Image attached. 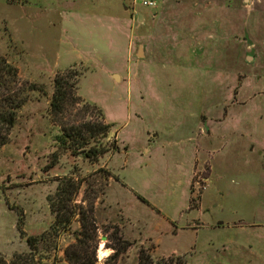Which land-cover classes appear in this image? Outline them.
Listing matches in <instances>:
<instances>
[{
    "label": "rangeland",
    "instance_id": "1",
    "mask_svg": "<svg viewBox=\"0 0 264 264\" xmlns=\"http://www.w3.org/2000/svg\"><path fill=\"white\" fill-rule=\"evenodd\" d=\"M153 1L0 0V58L24 99L0 147V264H68L79 216L56 235L51 205L70 181L68 210L97 228L96 264L114 250V264L140 251L264 264V0ZM57 77L73 86L60 113ZM101 125L95 160L65 137Z\"/></svg>",
    "mask_w": 264,
    "mask_h": 264
},
{
    "label": "trees",
    "instance_id": "2",
    "mask_svg": "<svg viewBox=\"0 0 264 264\" xmlns=\"http://www.w3.org/2000/svg\"><path fill=\"white\" fill-rule=\"evenodd\" d=\"M18 86V77L16 69L11 66L7 61L0 58V147L8 143V132L16 124V110L23 104L24 99L19 97L16 93V87ZM73 86L69 85L63 77H57L54 80V93L51 101V108L54 113H60L65 107L66 102L73 94ZM74 102L78 99L74 97ZM102 129V130H101ZM101 129L96 130L95 127H86V131L89 136L83 135L80 131H75L76 136H72V133H65V137L68 139L76 138L78 142L77 149L87 159H97L99 156L104 155L108 150L100 147L92 146L86 148L89 144V139L99 131L106 133L109 129L108 125H101ZM98 131V132H97ZM92 135V136H90ZM117 150V148H113ZM66 185V184H65ZM72 188V190H71ZM78 190V186L72 181L67 182L65 188L59 190L58 205L54 203L51 205L52 211L55 212V225L52 226V231L57 235L59 230H66L71 224V220L76 215L79 216L78 222L80 224V231L76 237V242L69 245L64 251V257L68 264H96V244L97 228L95 227L93 218L87 214V212L79 210H68V202L70 201V195L74 191ZM195 205V200H192ZM92 211V207L90 208ZM89 210V211H90ZM47 234L41 235L39 238H29L28 245L30 254L36 252L38 245L46 242ZM31 256V255H30ZM119 256V252L114 250V253L109 257L108 261L114 264ZM10 264H34L33 259H29L26 256H15ZM138 264H153L151 257L144 251L139 253ZM157 264H183L179 258L174 256L168 259H161Z\"/></svg>",
    "mask_w": 264,
    "mask_h": 264
},
{
    "label": "built area",
    "instance_id": "3",
    "mask_svg": "<svg viewBox=\"0 0 264 264\" xmlns=\"http://www.w3.org/2000/svg\"><path fill=\"white\" fill-rule=\"evenodd\" d=\"M140 5L146 8H154L156 6V3L153 0H141Z\"/></svg>",
    "mask_w": 264,
    "mask_h": 264
},
{
    "label": "bare ground",
    "instance_id": "4",
    "mask_svg": "<svg viewBox=\"0 0 264 264\" xmlns=\"http://www.w3.org/2000/svg\"><path fill=\"white\" fill-rule=\"evenodd\" d=\"M105 255V252H103L102 250H99L98 252V257H103Z\"/></svg>",
    "mask_w": 264,
    "mask_h": 264
},
{
    "label": "water",
    "instance_id": "5",
    "mask_svg": "<svg viewBox=\"0 0 264 264\" xmlns=\"http://www.w3.org/2000/svg\"><path fill=\"white\" fill-rule=\"evenodd\" d=\"M141 54H142V51H141V47H140V48H139L138 55H141ZM249 57H251V56H249ZM114 78L117 79V76L115 75Z\"/></svg>",
    "mask_w": 264,
    "mask_h": 264
},
{
    "label": "crops",
    "instance_id": "6",
    "mask_svg": "<svg viewBox=\"0 0 264 264\" xmlns=\"http://www.w3.org/2000/svg\"><path fill=\"white\" fill-rule=\"evenodd\" d=\"M197 154V149L195 150V155Z\"/></svg>",
    "mask_w": 264,
    "mask_h": 264
}]
</instances>
